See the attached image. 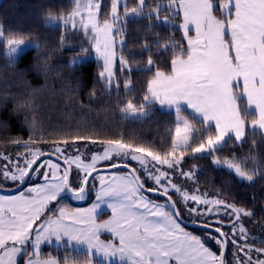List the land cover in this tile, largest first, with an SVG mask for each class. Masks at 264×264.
<instances>
[{
	"label": "snow or ice",
	"instance_id": "obj_1",
	"mask_svg": "<svg viewBox=\"0 0 264 264\" xmlns=\"http://www.w3.org/2000/svg\"><path fill=\"white\" fill-rule=\"evenodd\" d=\"M120 6L121 0H110V12L101 23L104 0H87L86 5L76 0L71 15L59 18L65 30L69 25L79 28L89 39L102 61L98 81L109 90L116 79V46L124 43ZM123 6L125 17L139 16L145 0L130 10L126 3ZM160 10L159 4L153 8ZM166 10L173 18L182 16L179 29L186 47L180 45L178 52L173 48L164 67L149 58L144 71L151 78L143 101L137 105L129 100L121 112L147 116L153 104L174 108L178 119L170 150L123 137L72 135L69 130L59 138L31 137L23 142L27 151L22 155L0 154V185L19 193L0 195V264H18L17 257L25 255L24 264H61L41 257V245L53 238L86 246L85 264H93L94 254L118 256L126 264H264V247L253 248L244 225L253 212L176 179L195 184L196 169L184 171L189 153L193 159L212 157L214 165H223L242 180L251 182L259 174L247 170L234 155L221 161L219 153L229 144L242 145L249 132L264 133V0H168ZM23 44L22 36L0 29V47L6 48L7 57L14 60ZM119 63L127 67L122 54ZM130 83L125 82V90ZM241 97L248 108L239 106ZM182 105L198 121L183 116ZM41 141L51 148L31 146ZM40 178L43 183L23 190L28 181ZM93 192L95 201L86 211L54 206L64 194L83 201ZM105 208L111 216L98 222ZM185 210L197 218L193 224L206 230L203 236L185 229ZM102 232L111 238L102 240ZM62 264L78 262L66 258Z\"/></svg>",
	"mask_w": 264,
	"mask_h": 264
},
{
	"label": "trees",
	"instance_id": "obj_2",
	"mask_svg": "<svg viewBox=\"0 0 264 264\" xmlns=\"http://www.w3.org/2000/svg\"><path fill=\"white\" fill-rule=\"evenodd\" d=\"M167 2L145 0L142 16L120 22L124 43L117 55L124 56L129 70L121 71L118 67L116 82L109 90L105 83L98 81L102 69L99 62L71 63L74 57L91 49L82 31L65 30L59 22L60 17L67 18L72 13L76 0H0V29L36 44L14 60L5 55V47H0V154L15 156L25 149L20 145L31 137L37 141L42 135L59 138L68 135L69 130L72 135L123 137L161 151L170 150L177 121L175 113L161 110L155 104L144 117L129 118L121 112L129 100L137 105L143 101L146 82L151 78V73L144 71L149 58L164 67L173 56V48L178 52L180 45L186 47L179 29L181 18L170 16ZM136 4L137 0H127L129 9ZM157 4L161 5L158 13L153 12ZM104 7L101 21L110 12V0H104ZM126 81L131 82L127 90ZM239 106L248 108L244 97L240 98ZM182 113L193 122L198 121L185 110ZM250 120L251 117L249 124ZM17 139H21L20 144L14 143ZM31 146L51 148L50 143L42 141ZM233 155L237 162L243 161L242 166L247 170L259 173L253 181L237 179L233 173L215 166L212 157L193 159L190 153L185 156L184 169H196L193 188L210 196L219 194L229 203L253 212L251 218H244L249 236L255 237L248 242L264 247V134L259 130L256 134L249 132L242 145L229 144L219 153L221 161ZM60 200L58 204L67 202L65 198L64 202ZM219 214H224L223 209ZM183 220L188 222L186 218ZM185 229L201 235L200 230ZM206 242L216 247L211 240ZM70 249L44 246L41 257H52L61 264L66 258L84 264L87 254ZM92 259L93 264H106ZM18 264H23V259Z\"/></svg>",
	"mask_w": 264,
	"mask_h": 264
},
{
	"label": "rangeland",
	"instance_id": "obj_3",
	"mask_svg": "<svg viewBox=\"0 0 264 264\" xmlns=\"http://www.w3.org/2000/svg\"><path fill=\"white\" fill-rule=\"evenodd\" d=\"M81 3L82 4H87V0H81ZM127 4V0H121V6L119 7V9H118V11H119V15H120V17H121V21H124V20H127V19H131V18H138V17H140V16H142V14L141 15H139V16H137V15H135V14H129L127 17H125V10H124V4ZM165 5H167V3L165 4ZM138 6V0H137V4H136V6L135 7H137ZM129 9V8H128ZM130 10V9H129ZM82 11H86V8L85 9H82ZM71 15V14H70ZM69 15V16H70ZM68 16V17H69ZM79 20V17H77V21ZM99 20H100V16H99ZM120 21V22H121ZM100 22L101 23H103V21H101L100 20ZM68 28H70V29H73L70 25L68 26ZM78 30H80L79 28H77ZM80 31H82V30H80ZM83 32V31H82ZM36 44L34 43V42H32V41H24V44L23 45H21V50L17 53V55L18 54H20V53H22V52H24L25 50H27V49H30V48H32V47H34ZM91 46V43L89 44V47ZM123 45H121L119 42L117 43V50L118 49H120L121 47H122ZM91 49L89 50V52H83L82 54H79L78 56H76V57H74L72 60H71V63L72 64H76V63H82V62H86V61H89V60H95V61H97V62H99V64L101 65V67H102V61L101 60H99V58H98V56H97V53L95 52V50L92 48V46L90 47ZM5 52H6V48H5ZM118 52V51H117ZM16 55V56H17ZM118 67H119V69L121 70V71H125V70H129V66H128V64H127V67H124L123 69H122V67H121V65H120V63H119V56L117 55L116 56V60H115V62H114V64H113V72H114V74H115V78H116V75H117V69H118ZM102 70V69H101ZM115 82H116V79H115ZM114 82V83H115ZM156 105V107H158L159 109H161L157 104H155ZM164 108H165V111H170V112H173V113H175L176 114V111H175V109L174 108H169V107H167V106H164ZM182 108V107H181ZM164 110V109H163ZM182 110H185V109H183L182 108ZM183 116H186V114H184V113H181ZM127 117H129V118H139V117H144V116H140L139 114H136V115H131V114H129V115H126ZM178 119V117H177V114H176V120ZM264 134V133H263ZM33 148H37V146H34ZM25 151H27V149H24V150H22V154L25 152ZM186 158L187 157H185V160H186ZM215 166H217V165H215ZM217 167H222V168H224V169H226L227 171H229V172H231V173H233L234 175H235V173H234V171H230V170H228L226 167H224L223 165H221V166H217ZM117 170H113L112 172L113 173H115ZM184 171L185 172H188L189 170H186V169H184ZM103 172V171H102ZM236 176V175H235ZM236 178L237 179H239V180H242V179H240L239 177H237L236 176ZM176 179H178V180H182V183H187V185H188V187L189 188H193V186H191V184H192V181H184L183 180V178H180V177H177ZM36 181V182H35ZM244 181H246V180H244ZM29 183L23 188V190L26 192L27 191V189L28 188H30V187H34V186H36V184H38V183H43V178H40L39 180H33V181H28ZM10 183V182H9ZM0 187L1 188H3V189H6V190H9V189H12V188H10V187H5L4 185H0ZM99 187V183L97 182V188ZM15 194H19L18 192L17 193H15ZM0 195H2V194H0ZM6 196V195H5ZM64 196H65V194L63 195V197L62 198H60V199H62V200H60V202H64ZM212 197H215V196H212ZM95 198V193L93 192V193H90L89 194V199H94ZM155 199H158V200H163L162 198H159V197H154ZM62 205V204H61ZM61 205H58V203H55V208H60L61 207ZM51 213V212H50ZM49 213V214H50ZM48 214V215H49ZM184 218H186V220H188V222H191L192 223V221L193 220H195V219H197L194 215L193 216H189L188 214H187V212H186V210H185V216H184ZM238 227H239V225H238ZM200 233H201V236H203L204 235V233H205V231L204 230H200ZM249 238L250 239H255V237L254 236H249ZM47 244H49V245H47ZM53 242H45V243H43L42 245H41V248L42 247H44V246H48V247H55V248H64V247H68V248H71L70 246L71 245H69V246H67V245H65V246H61V247H58V246H53ZM251 244V243H250ZM252 246H253V248L255 249V248H261V247H257V245H254V244H252ZM234 247V246H233ZM72 249V248H71ZM70 249V250H71ZM75 250V249H74ZM81 251V250H80ZM68 254V253H67ZM28 256H23L22 258L21 257H17V260H18V258H20V259H23L24 260V258L26 259ZM228 258H229V260H232L233 259V252L231 251V249L229 250V252H228ZM233 264H235V262L233 261Z\"/></svg>",
	"mask_w": 264,
	"mask_h": 264
},
{
	"label": "crops",
	"instance_id": "obj_4",
	"mask_svg": "<svg viewBox=\"0 0 264 264\" xmlns=\"http://www.w3.org/2000/svg\"><path fill=\"white\" fill-rule=\"evenodd\" d=\"M180 18H181V22H182V16H181ZM182 33H183V32H182ZM191 35H195L194 31L191 33ZM185 41H186V40H185ZM240 85H241V89H242V82H240ZM245 99H246V98H245ZM157 105L161 108V110H163V109L165 110L164 106H162V105H160V104H157ZM247 106H248V105H247ZM181 107H182L183 109H185V111H186L189 115H191V116H193V117L199 119L198 117L195 116V114H193V113L191 112V110L187 109L186 106L182 105ZM94 201H95V198L92 199L91 201H89L87 204H85V205H83V206H71V205H67V204H62V205H61V204H58V205H61V207H65V208H67V209L86 211L87 209H89V208L92 206V204H93ZM49 213H50V212H49ZM49 213H48V214H49ZM49 215H52V213H50ZM110 216H111V212H110V210H108V209L105 208L103 212L98 213V222H103L104 220L109 219ZM110 238H111V234H110V233H107V232H102V233H101V239H102V240H108V239H110ZM51 242L54 243L53 246H58V247L65 246V245L69 246V243H68V241H67L66 238H64V239H63L62 241H60V242H57V241L53 238ZM47 245H49V244H47ZM70 247H71V248H74V249H77V250L84 251V252L87 254V249H86V246H84V245H76L75 242H73V243L71 244ZM19 257H20V256H19ZM48 258H49V257H48ZM92 258H95V259H97V260H99V261H102V262H104V263H106V264H126V261H122V260H120V258H119L118 256H117V257H109V258L106 259L103 255H97V254H94ZM27 259H28V257H27L26 259L24 258V260H23V264H24V261H26ZM43 259H47V258H43ZM19 260H20V258H18V261H19ZM84 264H85V263H84Z\"/></svg>",
	"mask_w": 264,
	"mask_h": 264
},
{
	"label": "water",
	"instance_id": "obj_5",
	"mask_svg": "<svg viewBox=\"0 0 264 264\" xmlns=\"http://www.w3.org/2000/svg\"><path fill=\"white\" fill-rule=\"evenodd\" d=\"M21 147H23V144H21L20 145ZM53 159H55V157H53ZM101 171H108V170H106V169H101ZM111 171H113V170H111ZM26 185V184H25ZM25 185H24V187H25ZM23 187V188H24ZM14 193H17V191L15 190V189H9V190H6V189H3V188H1L0 187V194H2V195H11V194H14ZM151 195V194H150ZM65 198L67 199V201L69 202V203H71L72 205H75V206H83V205H85L86 204V201H87V199H85V200H83V201H77V200H75V199H73L70 195H68V194H65ZM159 198H162V199H164L163 197H159ZM182 224H183V226L185 227V228H192V229H197V230H204V231H206L205 229H203L202 227H199L198 225H196V224H193V223H191V222H187V221H185V220H183L182 221Z\"/></svg>",
	"mask_w": 264,
	"mask_h": 264
},
{
	"label": "flooded vegetation",
	"instance_id": "obj_6",
	"mask_svg": "<svg viewBox=\"0 0 264 264\" xmlns=\"http://www.w3.org/2000/svg\"><path fill=\"white\" fill-rule=\"evenodd\" d=\"M19 155H22V152L21 153H17L15 156H19ZM15 156H13V157H15Z\"/></svg>",
	"mask_w": 264,
	"mask_h": 264
}]
</instances>
